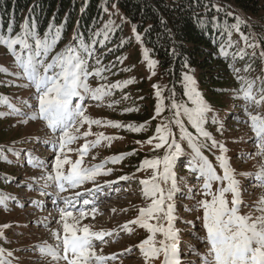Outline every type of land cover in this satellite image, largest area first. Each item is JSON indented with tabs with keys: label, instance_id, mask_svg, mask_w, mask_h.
<instances>
[{
	"label": "snow or ice",
	"instance_id": "6c2138e0",
	"mask_svg": "<svg viewBox=\"0 0 264 264\" xmlns=\"http://www.w3.org/2000/svg\"><path fill=\"white\" fill-rule=\"evenodd\" d=\"M235 19L236 23L232 27L240 33L246 48L259 47L255 42L249 43V38L240 32L242 21L239 17ZM109 30V26L106 25L102 34L104 40L108 39ZM60 35L59 31L55 34L49 32L41 38L40 34L28 25L23 26L22 30L16 34H13L11 27L7 33L0 31V46L8 50L14 59L16 68L19 69L18 72L11 73L3 68H0V71L25 80L27 83L23 86L34 89L35 104L23 101L25 107L31 111L23 112L9 103L11 114L20 116L24 124L29 121H43L52 137L45 141L55 154L52 171L37 178V183L44 182L41 185L40 194L49 195L43 189L54 187L56 191L53 204L58 206V202L62 200L65 205L64 208H58L59 219L56 223L61 227L53 231L55 245L45 244L38 248L42 255L50 257L52 264H110L117 260V255H105L103 247L97 251L96 241H99L101 245L107 243L105 238L112 237L114 233L93 231L89 225L82 224V221L90 214L95 219L97 208L94 206L86 210L75 206L74 201L83 194L82 192L77 191L74 196H62V194L80 189L86 183L94 185L86 191L95 194L103 191L105 186L115 183V181H106L105 185H98L96 181L101 175L111 174V169L105 170L107 163L118 164L125 158V154L110 157L103 163L91 167H84L83 163L90 149L100 146L105 141L110 146L114 139H122V137L105 136L103 133H93V125L113 128L125 126L118 122L91 118L86 114L87 107L84 101L86 98L102 101L104 97L112 94L113 89H123L134 81L128 80L111 85L101 84L96 88L91 87L89 77L94 76L105 80L107 77L104 73L110 71L107 66L89 70V60L95 56L96 43L101 33H95L97 39L90 43L80 42L79 37H76V44H69L62 51L51 55L54 46L59 42ZM136 39L141 41L139 34ZM231 46L230 43L229 47ZM221 52L227 55L223 48ZM244 55L243 50L233 53L234 57L243 58ZM260 55L264 57V51H261ZM95 59L97 65H102L99 57ZM144 59L147 60L149 69L155 74L154 68L157 62L149 58L146 48ZM122 62L123 59H121ZM247 70L249 69L246 68L245 71ZM234 71L238 74L240 70L234 69ZM237 79L241 86L235 98L245 102L244 113L247 116V119L241 122L250 127L254 134L253 143L257 148L256 153L244 158L253 156L264 158V114L250 111L253 106L264 107V83L256 89L255 81L240 75H237ZM183 84L187 101L177 102L173 91L170 97L172 118L158 124L155 135L143 142L153 145V141H156L153 150L166 149L162 158L145 159L138 168V171L153 170L149 178L139 181L142 185V194L150 203L146 207L139 208L138 216L122 225L121 230L131 234L133 228L130 226L135 225L150 234L135 246L142 254L144 264H155L158 260L160 264H182L179 247L180 232L175 226L177 220L175 195L180 189L174 169L177 160L184 154L181 142H186L191 149L188 170L196 175L198 181H202L199 191L191 198L195 199L196 195L203 197L187 210L202 212L197 219L201 221V230L204 235H197L195 238L207 249L206 253L200 255L193 247L190 249L191 253L200 255L201 264H264V197L254 208L257 215H253L252 212L241 214V206L244 205L241 184L227 156L228 148L217 141L206 128L209 113L213 112V109L199 91L193 76L185 73ZM154 87L157 89L156 97L159 101L153 117L156 118L164 109V98L159 86ZM74 101L79 102L74 103ZM211 122L218 124L217 130L223 134L224 125L215 115L211 117ZM186 123L194 129V132L189 131ZM85 125H87V130L81 133L80 130ZM146 126L147 122L140 126L129 124L126 127L129 131L140 132ZM172 126L179 129V141L176 139ZM93 135L96 137L95 140L88 141L87 137ZM81 139L85 141L83 145L73 149L71 145ZM37 142H40L39 139ZM137 143L142 142L137 141ZM203 149L219 151L220 154L216 156V165H213L204 155ZM71 152H76L78 159H71L68 155ZM29 163L34 167L44 168L43 163L39 162L38 158L31 157L30 154ZM217 166L221 169L222 175L217 172ZM241 175H252L264 186V164H261L255 174L241 173ZM119 179L128 181L132 177L122 176ZM165 184H170V187L165 189L162 186ZM214 184L219 185L215 190L213 189ZM8 199L11 197H0V207H4L5 210L8 208L6 203ZM90 203L94 204V201L88 199L83 201L84 205ZM186 223L192 224L191 221H186ZM44 226L47 227V225ZM125 251L129 255L132 254L131 248ZM12 255V252H7V256ZM0 264H12V261L6 259L3 248H0Z\"/></svg>",
	"mask_w": 264,
	"mask_h": 264
},
{
	"label": "rangeland",
	"instance_id": "374dc122",
	"mask_svg": "<svg viewBox=\"0 0 264 264\" xmlns=\"http://www.w3.org/2000/svg\"><path fill=\"white\" fill-rule=\"evenodd\" d=\"M83 1L80 0V2ZM85 1L88 2V0ZM104 8L106 14L95 32L101 33V36L96 43L95 56L89 60V70L107 66L110 71L104 73L107 79L102 80L92 76L89 77V83L91 87L96 88L101 84L111 85L128 80L134 82L123 89H113L112 94L104 97L102 101L85 99L86 114L91 118L118 122L125 127L113 128L93 125V133H103L105 136L122 137V139H114L110 146L105 141L100 146L90 149L84 159L83 166L91 167L101 164L108 158L120 154H125V158L118 164L107 163L105 170L111 169V174L97 177L96 183L98 185H105L106 181H115L110 186H105L103 191L95 194L89 193L86 189H91L94 185L86 183L80 189L70 190L63 193L62 196H74L75 192H82L83 194L75 199V206L77 208L83 207L86 210H90L94 206L97 208L95 219L90 214L87 219L82 221V224L89 225L93 231H112L114 233L112 237L105 238L107 243L101 245L99 241H96L97 251L103 247L105 255H117V260L110 262V264H144L143 256L135 246L150 234L145 229L135 225L130 226L133 228L131 234L122 231L121 227L138 216L139 208L146 207L150 203L144 198L142 185L139 181L149 178L153 170L138 171V168L145 159L162 158L165 155V148L153 150L156 141H153V145L143 142L155 135L158 124L172 118L173 112L170 110L172 92L174 91L177 102H186L187 97L184 95V84H180L182 87L178 88L177 91L180 99L177 100L175 83L164 76L158 58L147 48L142 35L135 26L128 22L117 4L109 2V5L104 4ZM232 8L238 12V15L247 25V31L253 37L255 43L259 45L258 48H262L260 51H264V12L261 13V18H257L253 15H247L236 7L232 6ZM254 23L261 24L262 38L259 37L258 29L254 26ZM106 25L109 26L110 30L108 31V39L104 40L102 34ZM137 34L140 35L141 41H137ZM94 39H97L95 35L94 37L91 36L86 42L83 39L79 40L80 42L90 43ZM252 42L253 40L249 38V43ZM69 44L76 43L69 41ZM231 45L229 48L233 47L237 52L240 50L248 51L249 55H244L241 62H234L233 71L234 69L240 71L238 74L235 71L233 72V84L229 89L224 90L228 94L220 97L215 105L216 107L211 112V116H209L210 121L211 117L215 115L223 123V134L217 130L218 124L208 122L206 128L217 141L228 148L227 156L232 168L237 173L244 205H247L246 207L241 206V214L252 212L253 215H257L258 213L254 212V208L260 199L264 197V186L256 181L254 176H245L241 173H257L261 164H264V158L259 156L244 158L257 151L253 143L254 134L247 124L241 122L247 119L244 113L245 102L243 101V105H232V103L239 100L235 98L241 86L237 75L255 81L256 89H259L264 83V57L257 54L253 48H246L244 40L239 35H234L231 38ZM65 47L57 49L56 52L53 51L51 55H55ZM145 48L148 50L149 58L157 62L154 68L155 74L149 69L148 62L144 59ZM3 49L4 47L1 49L0 67L7 69L10 73L18 72L19 69L16 68L13 57L8 50ZM95 57L102 60V65L96 64ZM121 59H123L122 63ZM246 68L249 70L245 71ZM3 74L4 79L2 81L4 83L2 86L7 91L0 93V163L12 166V168L11 170L0 171V197H11L6 201L7 210L0 207V234H2L0 235V248L5 249V257L12 261V264H52L50 257L42 255L38 246L55 245L53 231L61 227L56 223L59 219L58 208H64L65 205L62 200L58 202V206L53 204L56 191L54 187L43 189L49 195H41V185L44 182H36L37 178L45 175L46 172L52 171L55 154L50 150L49 145L45 143L46 140L52 138L51 133L43 121H29L24 124L21 122L22 118L20 116L11 114V109L8 107L9 103L23 112L31 111V109L25 107L23 101L35 104L33 99L34 89L24 87L23 85L27 83L25 80L6 75L4 72ZM187 74L194 77L199 91L205 97V91L198 82V76L188 72ZM259 74L260 77H258ZM156 85L159 86L162 92L164 109L160 116L153 118L156 105L159 102L156 97L157 89L154 87ZM226 86L228 84L224 85V87ZM240 100L242 102V99ZM78 102L74 101V103ZM129 109H132V111H129ZM250 111L264 114V107L256 108L253 106ZM145 122H147V126L143 131L132 132L127 130L126 126L129 124L140 126ZM186 126L189 131L194 132L190 125L186 123ZM86 130L87 125L81 128L80 131L82 133ZM172 130L176 133V139L179 141V129L172 126ZM95 138V135H93L87 137V140L92 141ZM38 139L40 142H37ZM137 141L142 143H137ZM84 142V139L78 140L71 147L73 149L79 148ZM181 146L184 149V154L177 160L174 169L180 189L175 195L177 216L175 226L180 232L179 247L182 264H201L200 255L206 253L207 249L195 237L204 235L201 230V221L197 219V216L202 215V212L188 211L187 209L192 208L197 200L203 198L202 195H196L195 199L191 198L199 191L202 181H198L196 175L188 170L191 149L186 142H181ZM203 152L213 165L217 164L216 156L220 154L217 149L211 151L203 149ZM29 154L33 158H38V161L43 163L44 168L32 166L29 163ZM68 155L73 160L78 159L76 152H71ZM217 172L222 175V171L218 166ZM122 176H129L132 179L128 181L120 180L119 178ZM162 186L167 189L170 184ZM218 186V184H214L213 189L215 190ZM85 199L94 201V204L84 205L83 201ZM186 221H191L192 224L186 223ZM5 225H8V227H4ZM44 225H47V227ZM193 247L200 255L191 253L190 249ZM129 248L132 249L131 255L125 251ZM7 252H12L13 255L7 256ZM155 264H160V261H156Z\"/></svg>",
	"mask_w": 264,
	"mask_h": 264
},
{
	"label": "trees",
	"instance_id": "16d2710c",
	"mask_svg": "<svg viewBox=\"0 0 264 264\" xmlns=\"http://www.w3.org/2000/svg\"><path fill=\"white\" fill-rule=\"evenodd\" d=\"M109 2L117 4L128 22L142 35L147 48L158 58L164 76L176 85L177 100L184 74L193 73L198 76L205 91L204 98L212 109L221 96L228 94L224 90L233 84L234 62L244 59L234 57L236 49L229 48L231 38L241 36L232 27L236 17L243 23L240 32L255 42L232 6L257 18L264 12V0H0V31L7 33L11 27L16 34L28 25L41 38L46 33L59 31L56 52L69 41L77 43L76 37L84 42L94 37L106 14L104 4L109 5ZM254 24L262 38L261 24ZM222 48L227 55L222 54ZM260 49L254 50L260 54ZM244 52L249 55L248 51ZM2 79L4 74L0 71V93L7 91ZM225 84L228 86L224 87ZM237 104L243 105V100L232 103ZM11 168L0 163V171Z\"/></svg>",
	"mask_w": 264,
	"mask_h": 264
},
{
	"label": "bare ground",
	"instance_id": "6f19581e",
	"mask_svg": "<svg viewBox=\"0 0 264 264\" xmlns=\"http://www.w3.org/2000/svg\"><path fill=\"white\" fill-rule=\"evenodd\" d=\"M93 194V193H92Z\"/></svg>",
	"mask_w": 264,
	"mask_h": 264
}]
</instances>
